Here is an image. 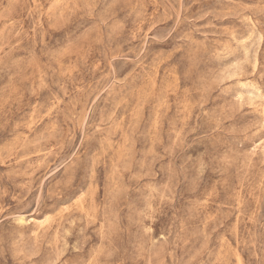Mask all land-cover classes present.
<instances>
[{"label":"rangeland","instance_id":"rangeland-1","mask_svg":"<svg viewBox=\"0 0 264 264\" xmlns=\"http://www.w3.org/2000/svg\"><path fill=\"white\" fill-rule=\"evenodd\" d=\"M0 264H264V0H0Z\"/></svg>","mask_w":264,"mask_h":264}]
</instances>
